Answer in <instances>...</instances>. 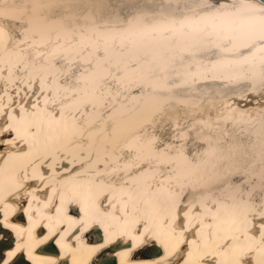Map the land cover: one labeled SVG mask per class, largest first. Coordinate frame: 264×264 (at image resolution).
Listing matches in <instances>:
<instances>
[{"label": "bare ground", "instance_id": "bare-ground-1", "mask_svg": "<svg viewBox=\"0 0 264 264\" xmlns=\"http://www.w3.org/2000/svg\"><path fill=\"white\" fill-rule=\"evenodd\" d=\"M262 30L264 0H0L3 261L264 264Z\"/></svg>", "mask_w": 264, "mask_h": 264}, {"label": "snow or ice", "instance_id": "snow-or-ice-1", "mask_svg": "<svg viewBox=\"0 0 264 264\" xmlns=\"http://www.w3.org/2000/svg\"><path fill=\"white\" fill-rule=\"evenodd\" d=\"M220 0H217V3H219ZM260 43V47L264 48V30H262V34L257 38ZM49 239V237H45V241ZM45 241H41V243H44ZM141 244H144L145 246L148 243V238L145 236L143 240L140 241ZM133 248H136L137 245H132ZM143 253L141 251H136L135 253L132 254V261H135L138 256H141ZM11 255H15V253H11ZM0 264H6V262L3 261V253L0 251Z\"/></svg>", "mask_w": 264, "mask_h": 264}]
</instances>
